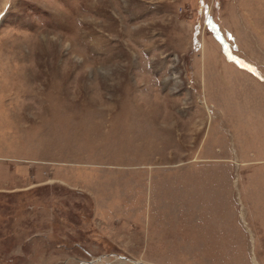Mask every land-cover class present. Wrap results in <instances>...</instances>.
Here are the masks:
<instances>
[{
	"label": "rangeland",
	"instance_id": "obj_1",
	"mask_svg": "<svg viewBox=\"0 0 264 264\" xmlns=\"http://www.w3.org/2000/svg\"><path fill=\"white\" fill-rule=\"evenodd\" d=\"M264 264V0H0V264Z\"/></svg>",
	"mask_w": 264,
	"mask_h": 264
},
{
	"label": "water",
	"instance_id": "obj_2",
	"mask_svg": "<svg viewBox=\"0 0 264 264\" xmlns=\"http://www.w3.org/2000/svg\"><path fill=\"white\" fill-rule=\"evenodd\" d=\"M133 264H141V263H139V262H132Z\"/></svg>",
	"mask_w": 264,
	"mask_h": 264
}]
</instances>
